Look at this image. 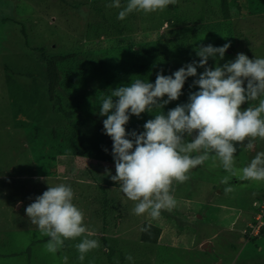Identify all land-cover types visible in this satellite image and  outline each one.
Here are the masks:
<instances>
[{
	"label": "rangeland",
	"instance_id": "rangeland-1",
	"mask_svg": "<svg viewBox=\"0 0 264 264\" xmlns=\"http://www.w3.org/2000/svg\"><path fill=\"white\" fill-rule=\"evenodd\" d=\"M111 1L0 0V264H264V235L249 239L246 233L255 226L252 220L264 199V181H241L210 156L190 171L188 181L173 182L170 194L177 204L172 211L163 210L155 220L147 213L133 214L135 202L128 200L106 174L110 170L115 175V163L76 155L68 145L64 153L57 152L64 146L55 143L53 131L66 132L74 123L63 121L60 111L55 110L47 91L43 57L74 51L70 41L76 39L89 46L81 48L83 56L94 47L93 58L105 63L104 79L93 88L59 85L58 92L67 107L84 99L89 100L84 104L95 110L113 89L130 85L129 73L113 76L109 62L114 64L116 58L100 49L110 40L120 46L135 41L165 47L166 51L153 50L144 59L147 66H157L156 71L149 70L153 74L139 77L151 83L161 71L171 75L198 61V45L230 43L223 60L209 58L208 65L213 68L217 62L223 65L234 60L241 52L249 58H264V0H178L163 11H135L124 20L117 19L120 9H97ZM126 4L127 0H121L122 7ZM203 71L198 67V75ZM8 75L27 89L26 95L8 87ZM198 75L187 78L182 95L172 101L173 108L188 102L189 93L198 90V86L190 87ZM108 80L113 81L109 84ZM143 114L152 119L150 112ZM101 124L103 120L89 118L84 139H92ZM253 143L252 150L247 141L236 145L237 174L257 153L264 152V140L257 138ZM225 176L229 177L227 185L221 183ZM61 183L71 186L73 203L84 214L88 230L84 235L99 243L83 261L76 248L83 237L65 240L55 254L49 253L45 250L49 238L26 216V207L38 195L49 185ZM225 187L233 191L226 194ZM108 203L115 206L111 211ZM145 222L161 227L157 243L141 240ZM257 232L255 226L253 233ZM128 256L132 260L126 259Z\"/></svg>",
	"mask_w": 264,
	"mask_h": 264
},
{
	"label": "clouds",
	"instance_id": "clouds-1",
	"mask_svg": "<svg viewBox=\"0 0 264 264\" xmlns=\"http://www.w3.org/2000/svg\"><path fill=\"white\" fill-rule=\"evenodd\" d=\"M177 3L178 0H127L122 7L121 0H112L107 7L120 9L117 19L124 20L135 11L148 14ZM229 47L230 43L219 47L198 45L195 48L198 61L187 63L171 75L161 71L154 83L137 79L101 98L99 115L106 116L103 128L113 141L115 162V175L110 170L106 174L128 200L135 202L133 214L147 213L155 220L163 210L172 211L177 204L170 194L173 182L188 181L190 171L203 165L210 156L241 181H264V152L257 153L239 174L234 170L236 145L247 141V148L252 150L253 141L264 140V58H249L241 52L223 65L218 62L214 68L208 65L209 58L223 60ZM198 67L204 69L199 75ZM197 75L190 87L198 86V90L189 93L188 102L178 104L166 114H156L143 124L141 132L127 131L125 126L132 115L140 117L178 100L187 78ZM252 102L258 103L242 107ZM228 182V176L221 180L225 185ZM224 191L227 194L233 189L225 187ZM73 198L70 185H49L25 211L31 224L49 238L45 245L49 253L55 254L65 240L83 237L76 244L78 258L83 261L99 243L84 235L88 232L83 224L84 214Z\"/></svg>",
	"mask_w": 264,
	"mask_h": 264
},
{
	"label": "trees",
	"instance_id": "trees-1",
	"mask_svg": "<svg viewBox=\"0 0 264 264\" xmlns=\"http://www.w3.org/2000/svg\"><path fill=\"white\" fill-rule=\"evenodd\" d=\"M110 3H112V1L108 4ZM108 4H105V6H99L97 9L100 12L105 11L109 8L107 7ZM119 29L121 30V28ZM70 42L71 44L73 43L75 45L74 51L59 54L51 53V55L49 56H43L45 57L47 67V91L49 93L50 99L55 103V110L60 111L63 121L74 123V126L68 127L66 132L53 131L52 138L55 143L58 144V146H64V148L60 147L58 149L57 152L59 153H64L68 145V147H71L72 153L76 155H82L91 159L101 160L113 164L115 163L112 156L113 141L111 137L104 132L103 124L97 127L96 135L92 139L85 140L83 137V130L85 128V125L88 123L89 118H94L95 121L97 120L99 122L106 119V116H101L99 114L92 115L94 112L99 113L100 105L98 107L95 106L94 110L92 106L88 107L86 104H84L85 102H89V100L83 99V101H81L79 105L75 104L73 106L69 105L67 107L63 103L64 96L61 98L58 92L59 85H61V87L69 86L70 88L83 85L88 86L89 88H93L94 84L99 83L104 79L102 69L103 66H105V63L103 60L93 58L91 52L94 47L90 49L89 55L83 56L80 53L82 51L81 48L89 46L83 45V43L77 39ZM124 43L125 42H122V46H120L116 45L115 42L110 40L107 47L100 49L103 53L109 54L111 59L116 58L114 60V64L113 61L109 62L110 64L112 63L113 66V76L119 77L124 73H129V83H132L135 80L139 79V77L143 74H153L149 72L151 68H154L153 70L155 71L157 70V66H155V64H150L149 66H147V63L144 60L153 50H157L160 53L166 51L165 47L164 49H158L147 44L141 45L140 42L135 41L129 42L127 43V45H124ZM94 44H96V42L93 43V45ZM121 47L122 52H120ZM117 49L119 51L118 54L115 53V50ZM77 52H79V54ZM43 54L44 53H42V55ZM89 66L92 67L90 68L91 70L88 69ZM6 81L8 87L12 89L14 88L20 96L26 95L27 89L22 85H17L16 80L12 79L11 75H8ZM112 81L113 80H108L109 84H111ZM34 82L36 83L37 81L34 80ZM113 99L115 100L117 98L113 97ZM164 99H167V97L165 96ZM20 102L22 101H16L14 103ZM84 105L86 106L85 109ZM14 106L16 108L19 107L17 104H15ZM82 106L84 107L82 108ZM171 108H173L172 101L169 104L165 105L163 108L153 109V111L150 112L152 114V119L156 114H160L162 112L166 114L167 111ZM147 117V114H143L140 117L132 115L129 122L125 126L127 131H143V124L146 122ZM105 149H107V151H105ZM106 206H109V211H111V209L115 207L113 203H108L106 204ZM252 221H255L254 216ZM149 225L150 227H148ZM145 227H148V230L141 232V240L147 243H157L161 235V227L150 222H145L142 229H144ZM261 235H264V225L261 227V230L258 234L250 233L249 239L259 237Z\"/></svg>",
	"mask_w": 264,
	"mask_h": 264
},
{
	"label": "built area",
	"instance_id": "built-area-1",
	"mask_svg": "<svg viewBox=\"0 0 264 264\" xmlns=\"http://www.w3.org/2000/svg\"><path fill=\"white\" fill-rule=\"evenodd\" d=\"M254 218H255V221L253 223H255L256 228H258V232H260L261 227L264 225V199H263V202L260 203L259 206L257 207V211L254 215ZM257 222H258V226L256 225ZM255 226L252 227V230H248L251 234L258 233V232L253 233V229L255 228Z\"/></svg>",
	"mask_w": 264,
	"mask_h": 264
}]
</instances>
